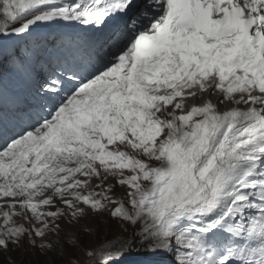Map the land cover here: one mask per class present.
I'll list each match as a JSON object with an SVG mask.
<instances>
[{"label":"snow or ice","instance_id":"obj_1","mask_svg":"<svg viewBox=\"0 0 264 264\" xmlns=\"http://www.w3.org/2000/svg\"><path fill=\"white\" fill-rule=\"evenodd\" d=\"M6 63L37 87L7 134L0 100V254L264 264V0H0Z\"/></svg>","mask_w":264,"mask_h":264},{"label":"rangeland","instance_id":"obj_2","mask_svg":"<svg viewBox=\"0 0 264 264\" xmlns=\"http://www.w3.org/2000/svg\"><path fill=\"white\" fill-rule=\"evenodd\" d=\"M118 191H123V190L119 189ZM105 219H107V214H105ZM62 226H64V225H62ZM64 227H66V226H64ZM116 235H117V232L115 230L108 229L106 237L103 233H97L94 237H89V243L91 244L92 248L101 249L104 247V245L106 243H108V241H110L114 237H116ZM130 236H131V229H129V231L127 233H125V237H130ZM52 239H55V238H52ZM40 243H41V241H40ZM34 255H35V258L37 260L40 259L38 251ZM131 258L132 257H127L124 260L127 261ZM23 259H24L23 251H20V252L13 251L11 253L0 254V260H2L4 262V264H21ZM81 259L86 260L87 257H85L82 253ZM97 259H98V264H104V262H99V259H102L101 257H98Z\"/></svg>","mask_w":264,"mask_h":264},{"label":"bare ground","instance_id":"obj_3","mask_svg":"<svg viewBox=\"0 0 264 264\" xmlns=\"http://www.w3.org/2000/svg\"><path fill=\"white\" fill-rule=\"evenodd\" d=\"M213 99H217V96H212ZM213 103L215 102V100L212 101Z\"/></svg>","mask_w":264,"mask_h":264}]
</instances>
